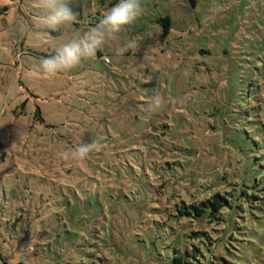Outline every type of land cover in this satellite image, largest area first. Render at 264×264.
<instances>
[{"label":"rangeland","instance_id":"374dc122","mask_svg":"<svg viewBox=\"0 0 264 264\" xmlns=\"http://www.w3.org/2000/svg\"><path fill=\"white\" fill-rule=\"evenodd\" d=\"M115 3L87 0L50 30L40 0H0V264H174L188 247L174 200L219 191L229 206L194 241L210 234L219 258L202 264H264V0H142L95 58L38 70ZM82 142L96 147L61 158Z\"/></svg>","mask_w":264,"mask_h":264},{"label":"clouds","instance_id":"9594fccd","mask_svg":"<svg viewBox=\"0 0 264 264\" xmlns=\"http://www.w3.org/2000/svg\"><path fill=\"white\" fill-rule=\"evenodd\" d=\"M40 3L44 12L40 23L45 29L56 30L76 19L77 13L72 6V0H40ZM142 14V0H116L115 4L103 12L98 22L82 35L56 47L52 54L41 57L38 70L48 76H55L61 71L71 70L85 59L95 58L101 48L110 41L117 40L119 34L126 27L132 26ZM138 47L139 41L136 38L127 39L116 48V55H123ZM163 104V97L154 93L148 108L156 111ZM94 147L96 145L82 142L74 149L62 152L60 156L65 160L83 159Z\"/></svg>","mask_w":264,"mask_h":264},{"label":"trees","instance_id":"16d2710c","mask_svg":"<svg viewBox=\"0 0 264 264\" xmlns=\"http://www.w3.org/2000/svg\"><path fill=\"white\" fill-rule=\"evenodd\" d=\"M87 0H72V6L76 13L80 12L82 6ZM102 2L103 0H99ZM96 20H94V23ZM158 22L162 25V33L160 35L161 39L162 37H166L168 35L170 29H171V20L170 17L162 16L158 18ZM104 57V56H103ZM105 61V60H104ZM143 148L150 151V154L152 155L151 160L157 162L158 164H167V157L171 156L170 152L165 151L162 149L161 145L157 143L156 146H152L151 144H146L143 142ZM162 161V163H160ZM179 173L184 174V170H179ZM164 182L160 183L158 186L160 188L164 187ZM166 189L172 187L168 183L165 184ZM162 191V190H160ZM231 192H215L214 194H211L208 197L203 196H197V198H194L192 200H186L182 198H177L178 201H175L176 204V212L174 213L175 220L178 221L180 229H183L184 226L187 229V232L182 233V236L184 237V242L188 243L187 250L185 251V254L179 253V255H175L173 258L174 264H182L187 263L189 261V264H202L203 261H205L207 258L210 259V255H205V251L212 252V256L215 258L219 256L216 255L209 247V245L212 243V241H216L214 237H212L210 234H208L207 240L208 242L204 243L203 245H199L197 243H194V241H197L202 234L204 235L207 233V231L204 228V223L211 221V217L214 216V213H219L221 209H223L225 206H229V200H230V194ZM206 213L209 215L207 216ZM185 216L184 222L182 221V217ZM206 217V219L204 218ZM189 256L188 258H185V255ZM214 257H212L214 259ZM222 258V257H220ZM223 260L226 261V259L223 258ZM228 262V261H227ZM12 264H28L24 262L23 260H17L13 262Z\"/></svg>","mask_w":264,"mask_h":264},{"label":"built area","instance_id":"2783aa9c","mask_svg":"<svg viewBox=\"0 0 264 264\" xmlns=\"http://www.w3.org/2000/svg\"><path fill=\"white\" fill-rule=\"evenodd\" d=\"M105 58H106V56H104V60H105V61H108V60H106Z\"/></svg>","mask_w":264,"mask_h":264}]
</instances>
